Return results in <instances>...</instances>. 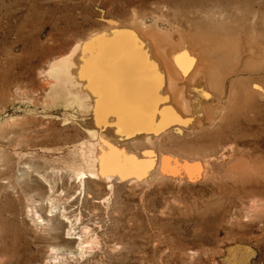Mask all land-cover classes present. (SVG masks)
Here are the masks:
<instances>
[{
  "label": "rangeland",
  "instance_id": "1",
  "mask_svg": "<svg viewBox=\"0 0 264 264\" xmlns=\"http://www.w3.org/2000/svg\"><path fill=\"white\" fill-rule=\"evenodd\" d=\"M178 1L0 0V264H264V83L243 89L223 129L211 119L212 129L154 150L129 139L152 157L150 175L105 181L80 174L89 169L84 100L47 76L102 16L178 12L195 0ZM242 1L259 5L261 35L249 38L242 20L253 43L264 37V0ZM225 143L233 157L200 180L160 170L161 153L203 161Z\"/></svg>",
  "mask_w": 264,
  "mask_h": 264
},
{
  "label": "bare ground",
  "instance_id": "2",
  "mask_svg": "<svg viewBox=\"0 0 264 264\" xmlns=\"http://www.w3.org/2000/svg\"><path fill=\"white\" fill-rule=\"evenodd\" d=\"M180 8L132 10L121 19L97 16V28L49 64L48 79L61 81L85 103L89 169L80 174L105 181L129 172L148 177L152 157L133 152L129 139L154 150L168 137L212 129L214 120L222 128L237 116L243 89L264 83V37L249 39L262 34L256 1L195 0ZM242 20L249 24L245 40ZM233 155L230 143L203 161L161 153L159 166L195 181Z\"/></svg>",
  "mask_w": 264,
  "mask_h": 264
},
{
  "label": "snow or ice",
  "instance_id": "3",
  "mask_svg": "<svg viewBox=\"0 0 264 264\" xmlns=\"http://www.w3.org/2000/svg\"><path fill=\"white\" fill-rule=\"evenodd\" d=\"M102 175H103V173H102Z\"/></svg>",
  "mask_w": 264,
  "mask_h": 264
}]
</instances>
